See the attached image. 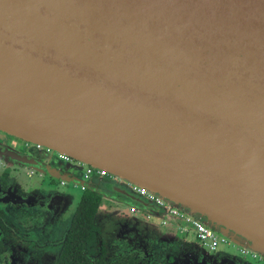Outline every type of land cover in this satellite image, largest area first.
I'll list each match as a JSON object with an SVG mask.
<instances>
[{"label": "water", "instance_id": "water-1", "mask_svg": "<svg viewBox=\"0 0 264 264\" xmlns=\"http://www.w3.org/2000/svg\"><path fill=\"white\" fill-rule=\"evenodd\" d=\"M0 130L264 256V0H0Z\"/></svg>", "mask_w": 264, "mask_h": 264}, {"label": "flooded vegetation", "instance_id": "flooded-vegetation-1", "mask_svg": "<svg viewBox=\"0 0 264 264\" xmlns=\"http://www.w3.org/2000/svg\"><path fill=\"white\" fill-rule=\"evenodd\" d=\"M61 155L0 130V264H259L200 241L202 217L171 202L149 212L139 188Z\"/></svg>", "mask_w": 264, "mask_h": 264}, {"label": "built area", "instance_id": "built-area-1", "mask_svg": "<svg viewBox=\"0 0 264 264\" xmlns=\"http://www.w3.org/2000/svg\"><path fill=\"white\" fill-rule=\"evenodd\" d=\"M61 156L64 158H68V156H66V155H61ZM89 171H90L89 168H87L85 170L86 173ZM96 171L98 174H101V175L106 174V173L109 174L107 171H105L103 169L96 168ZM133 186L136 188H139L140 192L144 193L149 198V200L152 202V204L154 206L165 208V206H167L169 204L167 201L163 200L156 193L149 192L146 189L135 186V185H133ZM146 217L149 218V215L147 214ZM191 223L195 229L197 238L200 241H202L203 243H205V245H207L210 249L216 248L219 244H229V245L232 244L233 246H235V248H237V250L240 254H246L250 258L255 260L256 262H258L259 264H264V256L263 255L255 253L253 251H250L249 249H246L244 247H240V246L235 245L229 239H227L226 237L217 233L213 228H211L209 225H207L203 221H201L199 219H193L191 221Z\"/></svg>", "mask_w": 264, "mask_h": 264}, {"label": "rangeland", "instance_id": "rangeland-1", "mask_svg": "<svg viewBox=\"0 0 264 264\" xmlns=\"http://www.w3.org/2000/svg\"><path fill=\"white\" fill-rule=\"evenodd\" d=\"M120 207H122L123 209L126 210V209H127V202H125V203L123 202V203L120 205ZM151 210H152V209H151ZM151 210H148V211H149V212H152ZM186 211H187V210H186ZM153 212H154V211H153ZM196 215H198V214H196ZM198 216H199V215H198ZM199 217H200V216H199ZM202 218H203V217H202ZM154 220L157 221L156 219H154ZM180 235H182V234H180ZM230 246H231L230 249H234V250H236V252L238 251L237 248H235V246H233L232 244H230ZM230 249L227 248V247H221V248H220L221 251H223V250H227V251H231V252H232L233 250H230ZM247 259L250 260L249 258H247ZM250 262H251V261H247V263H249V264H250ZM252 263H253V262H252Z\"/></svg>", "mask_w": 264, "mask_h": 264}, {"label": "trees", "instance_id": "trees-1", "mask_svg": "<svg viewBox=\"0 0 264 264\" xmlns=\"http://www.w3.org/2000/svg\"><path fill=\"white\" fill-rule=\"evenodd\" d=\"M89 199H93V196L90 197ZM95 208H96V201L93 200V203H91L90 205L86 206L83 211H89V210H92L93 212L95 211Z\"/></svg>", "mask_w": 264, "mask_h": 264}]
</instances>
